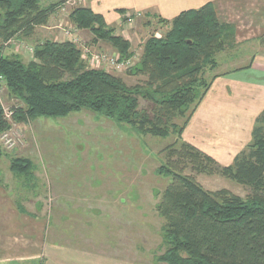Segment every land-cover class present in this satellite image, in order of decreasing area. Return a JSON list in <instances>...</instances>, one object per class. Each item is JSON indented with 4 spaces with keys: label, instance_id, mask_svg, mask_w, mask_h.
<instances>
[{
    "label": "trees",
    "instance_id": "obj_1",
    "mask_svg": "<svg viewBox=\"0 0 264 264\" xmlns=\"http://www.w3.org/2000/svg\"><path fill=\"white\" fill-rule=\"evenodd\" d=\"M43 1L0 0V44L13 37H30L37 27L47 24L63 0ZM155 18L169 27L163 36L153 34L145 41L139 62L128 69L129 74L145 78L135 85H128L117 74L89 67L80 47L70 40L37 42L28 62L19 55H5L0 45V77L8 91L24 103L14 108V119L65 117L88 109L130 124L143 135L176 133L178 143L164 149L158 168L159 174L170 177L157 204L164 220L165 245L159 261L264 264V110L255 119L251 142L230 165H220L182 139L186 124L211 85L205 70L218 65V53L235 46V27L219 21L211 2L184 10L171 20ZM68 20L78 29L90 31L91 44L106 42L123 59L134 55L130 41L90 7H72ZM259 41L264 47V34ZM141 98L149 102V108H141ZM184 117L179 125L176 120ZM9 128L0 103V132ZM32 167L28 159L20 157L10 165L14 174L27 177L32 176ZM195 174L220 175L245 186L249 193L243 197L225 188L208 190Z\"/></svg>",
    "mask_w": 264,
    "mask_h": 264
},
{
    "label": "rangeland",
    "instance_id": "obj_2",
    "mask_svg": "<svg viewBox=\"0 0 264 264\" xmlns=\"http://www.w3.org/2000/svg\"><path fill=\"white\" fill-rule=\"evenodd\" d=\"M61 17L65 26L68 18L60 11ZM146 21L143 17L127 22L132 23L131 31L140 35H135L132 43L128 39L139 59L145 41L153 34L163 36L169 27L158 18ZM56 22L57 25L59 18ZM37 28L30 37L1 41L2 52L30 61L32 53L19 45L34 47L39 41L54 38L44 36ZM53 31L58 33L63 29ZM79 35L84 42H91L90 31ZM100 43L97 46L114 50L110 44ZM234 49L227 48L217 54L216 60L222 64L206 68L204 76L208 82L212 84L213 76L218 77L227 68L247 65L228 63ZM117 75L128 85L145 79L129 74L128 70ZM2 101L13 109L24 105L7 88ZM140 105L150 107L142 98ZM191 111L192 108L186 116ZM185 120L186 117L178 118L176 122L182 125ZM8 122L10 128L0 132V183L19 205L45 217L46 264H166L158 259L165 245L164 220L157 212V204L170 177L159 174L158 168L165 157L164 149L173 142L178 143L176 133L167 137L143 135L130 124L88 109L65 117L41 116L25 121L13 117ZM6 131L14 140L12 147H7L1 138ZM17 157L32 163L31 177L12 172L11 161ZM196 175L207 188L223 186L220 175H214L211 183L206 182V174H195L197 179ZM239 188L243 197L248 195L245 186Z\"/></svg>",
    "mask_w": 264,
    "mask_h": 264
},
{
    "label": "crops",
    "instance_id": "obj_3",
    "mask_svg": "<svg viewBox=\"0 0 264 264\" xmlns=\"http://www.w3.org/2000/svg\"><path fill=\"white\" fill-rule=\"evenodd\" d=\"M209 2L213 3L221 23L235 27L236 44L228 63L247 65L227 68L213 79L182 136L221 164L230 165L251 141L255 119L264 110V47L259 41L264 34V0H80L78 5L101 13L117 33L132 43L135 35H140L131 31L132 23H127L124 16L130 17L131 22L145 17L147 23L155 16L171 20L184 10L197 9ZM61 5L46 25L37 28L44 36H54L48 39L67 40L64 32L53 31L61 28ZM84 31L78 29L79 34ZM221 64L218 61L219 67ZM196 176L208 190L225 188L242 196L238 192L242 185L228 183L225 177L218 176L223 186L213 189L207 188L199 175ZM215 176L205 175L206 182L211 183ZM20 206L0 183V264H46L45 217L23 206L25 211H21Z\"/></svg>",
    "mask_w": 264,
    "mask_h": 264
},
{
    "label": "built area",
    "instance_id": "obj_4",
    "mask_svg": "<svg viewBox=\"0 0 264 264\" xmlns=\"http://www.w3.org/2000/svg\"><path fill=\"white\" fill-rule=\"evenodd\" d=\"M80 0H66L61 6L60 11L62 14L68 18L69 11L72 7H75L79 4ZM65 20V19H64ZM127 21H131V18L128 17ZM65 26L61 23L60 27L63 29L67 40H70L76 43L80 49L82 50L83 58L86 61L87 65L91 68L102 69L106 72L119 74L125 70L132 68L136 62L139 60L137 55H133L129 59H123L121 55L115 50H109L107 47H99L97 45L84 42L82 37L79 35L78 27L71 23L69 20H65ZM12 43V42H11ZM21 48H25L29 50L31 53L33 52V47H29L27 45H19ZM6 85L3 77H0V103L3 108L4 119L7 121L13 120L14 117V109L10 107H6L3 104V92L5 90ZM4 144L7 147H12L14 144V140L11 137L9 132H4L1 136Z\"/></svg>",
    "mask_w": 264,
    "mask_h": 264
}]
</instances>
